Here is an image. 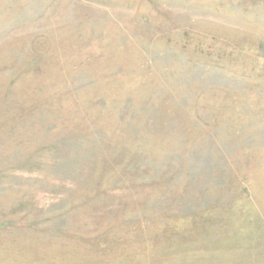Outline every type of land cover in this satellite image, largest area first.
Wrapping results in <instances>:
<instances>
[{
    "label": "rangeland",
    "instance_id": "1",
    "mask_svg": "<svg viewBox=\"0 0 264 264\" xmlns=\"http://www.w3.org/2000/svg\"><path fill=\"white\" fill-rule=\"evenodd\" d=\"M0 264H264V0H0Z\"/></svg>",
    "mask_w": 264,
    "mask_h": 264
}]
</instances>
